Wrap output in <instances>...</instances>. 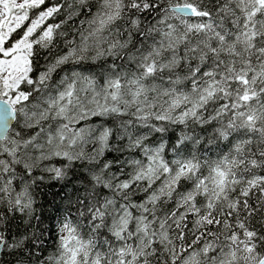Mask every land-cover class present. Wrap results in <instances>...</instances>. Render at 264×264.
Listing matches in <instances>:
<instances>
[{"label":"snow or ice","instance_id":"snow-or-ice-1","mask_svg":"<svg viewBox=\"0 0 264 264\" xmlns=\"http://www.w3.org/2000/svg\"><path fill=\"white\" fill-rule=\"evenodd\" d=\"M0 264H264V0H0Z\"/></svg>","mask_w":264,"mask_h":264}]
</instances>
